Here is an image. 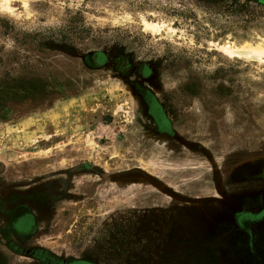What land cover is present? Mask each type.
Returning a JSON list of instances; mask_svg holds the SVG:
<instances>
[{"label":"rangeland","instance_id":"rangeland-1","mask_svg":"<svg viewBox=\"0 0 264 264\" xmlns=\"http://www.w3.org/2000/svg\"><path fill=\"white\" fill-rule=\"evenodd\" d=\"M22 1L0 12V84L36 96L0 118V194L32 197L25 244L96 264H264V62L216 49L264 38V0Z\"/></svg>","mask_w":264,"mask_h":264},{"label":"flooded vegetation","instance_id":"flooded-vegetation-1","mask_svg":"<svg viewBox=\"0 0 264 264\" xmlns=\"http://www.w3.org/2000/svg\"><path fill=\"white\" fill-rule=\"evenodd\" d=\"M94 61H97L96 56ZM35 96L36 94L14 88L10 84L3 82V84H0V103L9 102L11 107L1 106L0 118L3 117L5 113L14 111V105L12 106V104H16V102L21 100L27 102L31 101ZM154 108H156L155 104H150L148 111L157 124L164 129V125H167V121L162 114L158 110H154ZM15 198V194L8 193L6 196L0 194V241H2V245L5 248L10 250L13 254L35 258L37 264H96L82 259L63 260L46 249L37 250L33 248L32 245L25 244L26 241H29L31 237L34 236L33 233L35 230L34 216H32L30 211V205L32 204L30 201L32 197H28L27 203H21ZM16 240L18 241L17 245ZM22 243L25 245H22ZM0 264H5L1 252Z\"/></svg>","mask_w":264,"mask_h":264},{"label":"bare ground","instance_id":"bare-ground-1","mask_svg":"<svg viewBox=\"0 0 264 264\" xmlns=\"http://www.w3.org/2000/svg\"><path fill=\"white\" fill-rule=\"evenodd\" d=\"M11 0H0V12L13 14L14 8L10 4ZM22 4L26 7V2L23 0ZM143 29L150 32L155 33L159 29V25L154 22H148L142 20ZM217 45V44H216ZM222 45V44H220ZM221 53H223L227 57H243L245 59H253L258 62H264V38L259 39V41L255 44H243L241 46H232L226 43L224 46H218L217 48Z\"/></svg>","mask_w":264,"mask_h":264}]
</instances>
